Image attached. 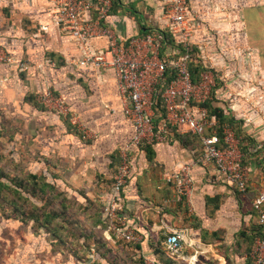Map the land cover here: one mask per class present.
Wrapping results in <instances>:
<instances>
[{"label": "crops", "instance_id": "1", "mask_svg": "<svg viewBox=\"0 0 264 264\" xmlns=\"http://www.w3.org/2000/svg\"><path fill=\"white\" fill-rule=\"evenodd\" d=\"M189 5L197 23L194 43L206 36L214 42L199 50L200 58L216 63L219 72L227 66L233 71L229 90L239 93L238 98L219 93L212 102L219 114L242 125L248 188L238 190L214 163L199 161V140L185 126L172 127L165 140L129 149L133 171L123 192V214L141 234L142 248L167 247V235L183 233L181 249L167 255L172 264H252L251 238L259 224L253 203L264 192V86L248 82L239 87L246 86L244 74L255 79L264 74V0H189ZM51 6L50 0H0V46L13 58L0 62V104L39 115L42 124L57 131L58 142L48 141V149L64 160L73 156L91 162L93 172L108 175L113 185L121 151L135 136L134 124L124 112L114 68L73 64L83 48L68 31L52 25ZM162 12V0H113L104 24L121 40L145 37L164 28ZM85 15L94 19L97 10ZM42 24L49 28L40 29ZM91 44L107 49L108 38L98 31ZM248 47L256 64L236 55L249 54ZM222 48L229 53L222 55ZM46 89L63 96L72 114L85 122L87 142L80 129L68 130L70 117L38 107L37 95ZM218 123L235 125L230 120ZM184 165L193 177L185 195L169 180Z\"/></svg>", "mask_w": 264, "mask_h": 264}, {"label": "built area", "instance_id": "2", "mask_svg": "<svg viewBox=\"0 0 264 264\" xmlns=\"http://www.w3.org/2000/svg\"><path fill=\"white\" fill-rule=\"evenodd\" d=\"M162 1V13L166 22L163 29L175 37L177 47L167 45L163 32L121 40L112 28L104 24L113 0H50L52 25L68 31L83 48V56L72 60V63L93 69L107 66L114 68L118 87L125 99L124 112L134 124L135 136L121 151L120 164L114 172L111 197L105 208L110 221L109 230L134 243L140 242L141 234L127 223L123 214V192L133 171L129 155L131 147L163 141L172 127L185 126L190 133L199 135L202 139L203 151L199 161L214 163L218 173L240 191L247 190L250 175V168L244 163L242 139L233 125H222L221 134L216 131L207 133L208 130L217 128L219 123L206 103L215 100L219 93L229 98H238L240 95L229 90L233 74L231 67L227 66L225 71L219 72L216 63L210 64L201 56L204 70L199 80L195 81L190 68L192 52L195 49L199 53V50L214 42L211 37L206 36L198 45L194 43L197 23L189 0ZM92 9L97 10V16L89 19L85 14ZM48 28L47 24L40 26L42 30ZM98 31L107 36V49L92 46L91 41L98 35ZM249 49L251 48L248 47L249 54H235L255 63V57ZM236 50L240 51V48ZM228 53V49L222 48V55ZM11 61L12 56L0 46V62ZM21 66L26 67L24 63ZM171 71L173 77L165 81ZM243 78L246 86L241 85L239 88L249 86L248 82L264 86V74H260L261 79H255L249 74H244ZM162 84L165 85L160 90ZM37 99L50 111L70 117L84 135L88 136L87 125L72 114L63 96L46 89L37 95ZM156 108L160 110L159 113ZM261 146L264 147V139ZM191 175L190 166L184 165L178 172L170 174L169 180L174 179L179 192L185 195L191 190ZM253 204L258 212L261 234L254 241L249 259L252 264H264V192L255 198ZM182 241L181 231L171 232L166 237L167 248L172 253L178 252ZM154 262L157 264L155 260Z\"/></svg>", "mask_w": 264, "mask_h": 264}, {"label": "rangeland", "instance_id": "3", "mask_svg": "<svg viewBox=\"0 0 264 264\" xmlns=\"http://www.w3.org/2000/svg\"><path fill=\"white\" fill-rule=\"evenodd\" d=\"M66 126L79 131L73 122ZM56 132L39 115L0 104V264H169L165 245L137 247L109 230L111 178L93 172L91 162L48 149Z\"/></svg>", "mask_w": 264, "mask_h": 264}, {"label": "trees", "instance_id": "4", "mask_svg": "<svg viewBox=\"0 0 264 264\" xmlns=\"http://www.w3.org/2000/svg\"><path fill=\"white\" fill-rule=\"evenodd\" d=\"M158 32H163V33L165 34L166 41H167V43H168L167 45L172 46V47H177V46H178L175 37L172 36V35H170L166 29H159L156 33H158ZM164 49H165V51H166V47H165ZM164 56H165V52H164ZM190 68H191V71H192V73H193V79H194L195 81L199 80L200 75H201L202 71L204 70V65H203V63H202V61H201V58H200L199 54L197 53V50H195V49H194V51L192 52V60L190 61ZM172 77H173V72L171 71V72L168 73V75H167L165 81H168V80L171 79ZM164 85H165V84H162V85L160 86V90H163ZM159 100H160V99H159ZM160 104H161V102H160ZM213 104H214V102H212V101H209V102L206 103V105H207V107L209 108L211 114H212L214 117L218 118L219 121L222 122V123H223L225 120H230L231 122H234L235 125H234V124H233V125H234V127H235V129H236V132H237L238 135H240V134H241V133H240V129H241V127H242L241 123H240V122H235L233 118L228 119L226 116L223 117L221 114L218 113V108H215V106H213ZM156 111H157V113L160 112V110L157 109V108H156ZM215 131L218 132L219 134H221V131H222L221 125L218 126V127L215 128V129H210V130H208L207 133H208V134H212V133H214ZM194 135H195V134H193V137L196 138L197 140H199V149H201V153H202V151H203V143H202V140L200 141L201 137H200L199 135H195V136H194ZM240 137H241V139H242V141H241V149H242V151H244V147H243V145H242V143H243V139H244V138H243V136H241V135H240ZM201 153H200V154H201ZM32 177L37 178V176H35V175H32ZM40 178H41V181H42L43 176H41ZM40 178H39V180H40ZM37 179H38V178H37ZM41 184H42L43 187H44V186L48 185V182H46V181H42ZM36 185H37V184H36ZM33 191H34V192H35V191H38L37 187L33 188ZM107 203H108V201H107ZM104 211H105V210H104ZM104 214H105V212H104ZM43 215H44V216H49L50 214H43ZM53 215H55V214H53ZM29 216H30V217H37V218L40 217V215L37 214V213H30ZM51 216H52V215H51ZM106 217H107V216L105 215V218H106ZM105 225L108 227V223H106ZM260 234H261V226L258 224V226H257V227L255 228V230H254V235H253L252 238H251V247H250V248H252L255 239H256ZM131 244H132V243H131ZM136 245H137V247H142V245H140L139 243H136ZM168 259L170 260L169 257H168ZM156 263H157V264H161L160 259H156ZM169 264H170V262H169Z\"/></svg>", "mask_w": 264, "mask_h": 264}]
</instances>
